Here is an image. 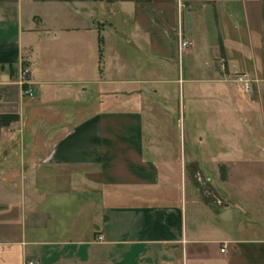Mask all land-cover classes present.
<instances>
[{
	"label": "crops",
	"instance_id": "obj_1",
	"mask_svg": "<svg viewBox=\"0 0 264 264\" xmlns=\"http://www.w3.org/2000/svg\"><path fill=\"white\" fill-rule=\"evenodd\" d=\"M180 50L229 92L226 197L156 139ZM0 115V264H264V0H0Z\"/></svg>",
	"mask_w": 264,
	"mask_h": 264
},
{
	"label": "rangeland",
	"instance_id": "obj_2",
	"mask_svg": "<svg viewBox=\"0 0 264 264\" xmlns=\"http://www.w3.org/2000/svg\"><path fill=\"white\" fill-rule=\"evenodd\" d=\"M184 52L185 51L182 50L178 51L176 57V70L170 68L162 70L165 79H171L175 75L177 81L172 84L167 83L169 90L168 99L161 97L157 100L160 107L161 105H169L170 107L169 110H164L165 115L161 118L163 120L161 123L162 131L157 134L156 139L162 141L165 151H168V153H172L173 155L177 154L176 156H180L182 153L186 164L189 163L190 154L192 152L198 151L202 153L203 162L206 161L205 159L207 158V163H209L208 168H211L212 175L216 174V169L215 166H213L214 168L211 167L210 159L213 154L216 155L219 151L221 159L219 165V184H216V182L214 183L218 185L215 189L226 197L228 185L224 184L225 178H223V174L227 177L228 168H226L222 161H225L229 157L228 143L232 135L231 124L233 115L230 114L229 92L226 93L227 97L224 96L218 99L215 95L214 98L211 97V91L208 92V90L204 88L205 97L201 99V91L199 89L195 90V84L189 83L188 81L184 83L179 81L181 78L180 68H183L185 60ZM188 61H191L190 57ZM194 62L195 60L192 61V63ZM226 68L227 67H225L224 70ZM221 74V77H223L225 72L221 70ZM230 76L231 75H229L227 79L228 81L225 82L228 86L231 84L229 82H234L232 79L236 78V75H232L233 77ZM234 84L236 83L234 82ZM204 85L206 87V84ZM205 165L206 163H204V166ZM240 165L245 166L244 163ZM186 180L184 179V197L187 193V207L190 210L192 200L188 175L186 176ZM206 180L207 179H205V181ZM256 191H258L257 187L253 188V191L249 193L253 195ZM203 192L204 196L208 195L211 197L210 190L206 187H203Z\"/></svg>",
	"mask_w": 264,
	"mask_h": 264
},
{
	"label": "built area",
	"instance_id": "obj_3",
	"mask_svg": "<svg viewBox=\"0 0 264 264\" xmlns=\"http://www.w3.org/2000/svg\"><path fill=\"white\" fill-rule=\"evenodd\" d=\"M188 44H189V42L187 40L181 39V42H180V46L181 47L184 48ZM221 65H222V68L224 69L226 67V62L222 60L221 61ZM28 72H29V67L23 68V70H22L23 85L24 84H28V81L26 80V76H27ZM236 81L240 84V86L242 87L243 90L250 91L253 80H252L251 77L248 76V74H246V73H238L236 75ZM24 93L28 97H35L36 96V89L33 88L32 86L28 85V88L24 89ZM102 238H103L102 236L99 237L100 240H102ZM222 251H225V247L222 248ZM26 264H35V261L29 260V261L26 262Z\"/></svg>",
	"mask_w": 264,
	"mask_h": 264
},
{
	"label": "trees",
	"instance_id": "obj_4",
	"mask_svg": "<svg viewBox=\"0 0 264 264\" xmlns=\"http://www.w3.org/2000/svg\"><path fill=\"white\" fill-rule=\"evenodd\" d=\"M23 88L27 89L28 85L24 84ZM18 118H19L18 115H0V127L8 124L14 120H17ZM225 177H226L225 174H223V178H225Z\"/></svg>",
	"mask_w": 264,
	"mask_h": 264
}]
</instances>
